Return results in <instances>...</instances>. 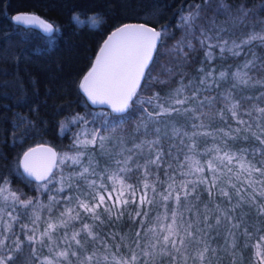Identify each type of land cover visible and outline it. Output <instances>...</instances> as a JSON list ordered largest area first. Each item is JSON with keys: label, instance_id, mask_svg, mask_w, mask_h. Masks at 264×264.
<instances>
[{"label": "trees", "instance_id": "1", "mask_svg": "<svg viewBox=\"0 0 264 264\" xmlns=\"http://www.w3.org/2000/svg\"><path fill=\"white\" fill-rule=\"evenodd\" d=\"M221 2L228 6L232 12L231 17L220 11ZM197 5L200 6V16L190 26L184 18L189 12L195 11ZM241 8L248 10V15L242 20L238 18V10ZM20 12L38 14L50 21L58 31L52 33L49 38V35L42 34L35 27L13 22L12 15ZM77 14H80L81 19L99 14L103 22L95 29L77 27L72 19ZM128 21L146 22L160 31H166L167 35L162 36L154 54V57H158V63L152 70L153 77L158 76L166 83L145 86L142 81L138 97H133L128 112L123 114L125 122L119 125L115 132L105 133L103 125L118 120L121 114L113 113L107 105L93 104L80 90L79 83L91 66L106 34L117 25ZM221 28L225 30L220 31ZM252 33L264 34V0H208L207 4L205 0H0V186L15 192L21 200H32L34 204L45 206L49 205V199L53 197L56 200H63L67 196H74L86 200L83 194L90 190L83 180L75 178V174L81 171V164L84 167L88 166L90 158L98 165L95 168L97 173H102L104 169L111 173L117 169L115 161H122L128 155H132L127 151L121 153V148L130 149L142 140L156 139V128L161 131L160 144L155 147L157 151L162 150L164 153L160 167L153 165L148 169L147 182L150 185L155 184L157 191V195L153 197L151 188L147 190L148 196L155 201L153 204L140 206L130 203L126 208L120 206L123 215L121 216L114 208L115 215L111 218L103 208H100L97 211L100 219L104 221L103 224L98 221L94 223L92 217L87 216L82 222H74L67 229L58 230L53 234V239L57 241L59 247L53 252L49 251L47 241L44 245L30 246L25 241L23 233H20V239L25 242L18 252L13 253L14 264H44L45 258H51L55 251H62L66 247L62 242L65 231L71 236L84 223L92 226L97 238L93 240L81 232L78 239L81 240L84 249L78 250L73 244L72 250H77L81 259L95 253L91 264L117 262L124 264V261L131 260L133 254L140 256L142 251L150 250L145 247L149 242L155 243L151 233L145 235V231L141 230L138 222L141 218L135 216L136 212L138 210L148 212V216L144 218V229L152 227L155 218L165 211L159 193L167 194L165 190L168 184L172 183L169 177L175 175L177 184L181 180L197 178L198 174L187 177L179 174L189 171L186 156L194 157L201 164H206L216 155L235 153L236 157L243 155L245 163L259 166L257 162L264 160V145L252 136V132L261 134L256 125L259 123L264 126V118L257 119L259 114L253 106L264 107L262 96L264 85L249 87L237 84L232 75L238 71H246L253 83L258 80L264 81V42L257 39L250 44H241V41ZM201 41H205L204 44H201ZM225 41L227 45L222 52L221 46ZM233 42L240 45L238 49L233 48L238 55H233L227 50L232 47ZM178 43L183 46V53H187L186 60L179 50L172 51ZM189 44L191 48L187 46ZM209 52L210 57L206 56ZM248 61L253 63L248 69H244L243 65ZM162 66L173 69L176 74L169 78L162 72ZM208 71L213 74V78L207 81L211 87L201 84V79ZM221 72L227 74L223 80L219 79ZM181 82L186 87L176 98L189 97L182 107L194 109L195 113L189 111L186 114L181 112L161 116L159 121L149 123L147 132L144 129L136 132V126L141 119L146 120L141 107L154 114L153 108L148 104L141 106L137 102L138 98H152L155 94L167 98L168 93L178 88ZM193 93L196 99H192ZM228 94L232 98L230 102L225 100ZM205 97L212 98V103L204 102L202 106L197 103V100L204 101ZM244 97L250 99H243ZM156 102L164 103V100ZM230 103L240 105L237 109V119H242L247 124L240 125L232 118L231 112L227 110ZM167 106L165 103V107ZM222 111L224 119L219 115ZM249 111L250 116L247 115ZM77 116L83 120H74L73 118ZM20 117H23V123H20ZM29 121L31 123H28ZM193 124L198 127L193 128ZM249 124L252 125L251 129L245 131ZM173 127L181 130L179 136L172 135ZM236 128L241 129L239 133L235 132ZM97 129L103 135L112 136V139L105 143L103 150L99 143L88 145L87 148L76 145L77 138L91 140V132ZM184 132H187L191 139L189 136H183ZM194 132H209L213 135L193 136ZM225 132L230 133V136H225ZM231 136H235L236 139H231ZM245 136L248 138L244 139ZM121 137L125 138L123 145L120 143ZM37 143L50 144L57 150L56 168L47 179L51 181L50 183L33 182L26 178L19 168L22 152ZM193 143L195 149L189 151L188 145ZM216 148L220 150L219 153L215 151ZM209 149L212 151H207ZM78 151L84 153L81 164H74L69 160L68 164L61 166L60 155L74 156ZM154 155L149 154L145 147L144 153L134 155L129 165L132 171L124 178L125 184L133 186L139 184V194H142L140 189L143 188L145 180L144 169L137 170L135 164L143 165L145 159L154 158ZM215 163L222 171H227L218 161ZM229 167L232 168V173L239 172V161L234 160ZM232 173L220 177L211 199L203 185H200L193 197H190L194 205L193 212L201 213V221L205 205L211 210L209 223L215 225V218L220 215L215 211L216 205L228 211L232 219L229 221L221 217L220 224L208 232L203 243L194 242L190 245L187 250L188 264H194L192 256L203 249L204 243H207L210 249L216 250L214 255L211 250L209 251L205 264H208V260H211V264H259L255 245L259 244L264 250V241L260 239L264 237V213L260 212L257 205H264V199L258 197L255 204L240 201L230 183H235L238 188L243 184L246 191L242 190L241 195L247 200L248 193L252 192L246 184L249 177L246 172L241 173L242 180L237 181ZM204 175L211 179L207 167ZM157 176L163 184L157 182ZM62 179L66 181L63 185L64 191L57 193L56 189L62 187ZM88 179L93 177L90 176ZM251 179L259 180L261 177L253 175ZM100 182L97 180V183ZM104 182L108 183L106 180ZM68 184L74 187L69 189ZM77 188L79 192L76 191ZM117 188L119 189V186ZM220 188L229 192L232 197L230 201L218 194ZM108 190L111 191V187ZM195 195L200 196L199 201L195 200ZM238 203L239 207L233 208ZM75 204L76 199H73L70 204L60 203L52 206L51 219L55 222L65 208L74 207ZM184 204L182 199L180 211H185ZM173 207L174 202L169 201L167 204L169 213ZM32 211L31 207L23 209L17 206L14 214L26 213L20 216V220L28 224ZM39 214L42 221L49 217L47 208L40 209ZM188 215L189 213L185 212V216ZM235 224H239V227L232 226ZM203 226L202 222L200 227ZM44 227L45 223H40L39 231H43ZM138 230L141 231L139 247L136 237ZM16 231L19 233L18 227ZM104 257L108 259L104 260ZM71 260L72 264H77L75 257H71ZM155 264H170V260L168 257H156Z\"/></svg>", "mask_w": 264, "mask_h": 264}, {"label": "snow or ice", "instance_id": "2", "mask_svg": "<svg viewBox=\"0 0 264 264\" xmlns=\"http://www.w3.org/2000/svg\"><path fill=\"white\" fill-rule=\"evenodd\" d=\"M205 3H208V0H205ZM200 6H196V10L189 12L188 16L185 17V22L191 24L195 23L196 19L200 16ZM220 11L229 17L232 16V12L227 5L221 2ZM239 11V19H243L248 15V10L241 8ZM16 22H22L24 24H35L38 25L45 33L51 34L58 31V28L54 27L52 23H49L45 20H42L36 15L30 14H17L13 17ZM73 21L77 27H89L91 29L97 28L102 22L103 19L99 14L86 16L85 19H81L80 14L73 16ZM225 29L221 28L220 31ZM166 31H157L156 28L148 27L145 24H124L120 27H117L114 32L107 38L103 46L99 49V54L95 58V62L92 64L90 70L82 77L79 88L83 93L87 95L89 100L93 104H107L111 106V111L113 113L121 114L118 120H114L111 124L103 125V131L105 133H113L116 131V128L125 122V116L130 107V102L133 100V97H138V89L141 88V82L144 81L145 86H151L152 83L164 84L166 81L160 80L159 77L152 76V70L156 63H158V57H154V53L157 51V43L161 41L162 36H166ZM206 39L208 37L205 34ZM261 40L264 42V34L252 33L245 40L241 41V44H250L253 40ZM205 41H201V44H204ZM227 42H224V45L221 46V51L225 50ZM189 48L192 46L187 45ZM212 47V45H209ZM240 45L233 42L232 47L227 48L229 52H232L233 55H238V52H234L233 48L238 49ZM179 50V53L183 55L184 59H187V53H183V46L178 43L176 48L172 51L175 52ZM206 56H211V52L207 53ZM252 61H248L243 65L244 69H248L252 65ZM162 72L166 73L169 78L174 76L176 73L171 68H166L162 66ZM233 78L237 81V84H243L249 87H255L256 85H264V81L258 80L254 83L251 80V77L248 76L246 71H238L233 73ZM227 77V74L221 72L219 74V79L223 80ZM209 78H213L211 71L205 73L203 79H201L202 85H211L207 84ZM191 83V82H190ZM185 85L181 82L180 86L176 88L173 92L168 93L167 98L160 97L159 94H155L152 98L139 99L137 102L142 106L144 104L150 105L153 110V113L147 112V109L141 107V111L144 112L145 119L137 124L135 131L139 132L141 129H144L147 132L149 123L159 121L161 116L171 115L172 113H188L192 111L195 113L194 109L183 108L182 106L189 100V97L184 96L183 99H178L180 94L184 92ZM235 87V85H234ZM200 91V89H197ZM264 96V94H262ZM192 99H196L195 93H193ZM243 99H250L244 97ZM164 100V103H157L156 101ZM226 101H231V95L228 94L225 96ZM204 102L209 104L212 103V98L205 97L204 101L197 100V103L201 106ZM167 103V107H165ZM240 105L238 103H230L228 111L231 112L232 118L237 120V123L240 125L247 124L246 121L242 119H237V109ZM255 111L259 114L257 119L264 118V107H256ZM159 109V111H156ZM221 119H224V112L219 113ZM251 115V111L247 113ZM198 118V117H197ZM20 123L24 122L23 117H20ZM74 120H83L82 117H74ZM28 123H31L29 121ZM85 123H87L85 121ZM18 126V125H17ZM203 125H200L202 127ZM193 128L198 127L193 124ZM252 125H248L245 131H249ZM260 129V135L252 132V136L259 141L261 145H264V126H261L259 123L256 125ZM240 128H236L235 132L239 133ZM160 129L156 128L155 132L157 134L156 139L154 140H142L139 144H134L133 148L125 149L121 148V153L127 151L132 153L128 155L124 160L115 161L117 169L109 173L108 169H104L102 173H97L95 168L98 165H95L94 161L90 158L87 167H84L81 164V159L84 156L83 152H77L74 156H69L65 154L60 157L59 162L63 164L66 160H71L74 164H81V171L75 174V178L81 179L84 181L88 189V193H84L86 200H80L78 197L67 196L63 200H56L54 197L49 199V205L34 204L32 200H21L20 197L15 193L10 191L5 186H0V264H14V252H18L22 244L27 241L30 246L36 244L44 245L45 241L48 242L49 251L53 252L54 249L59 247V244L56 240L53 239V234L58 230L67 229L69 226L73 225L74 222H82L84 217L90 216L93 219V222L104 223L100 219L98 214V209L103 208L105 213L109 214L111 218L115 213L113 209L115 208L117 212H120V206L125 208L131 204H139L140 206L151 205L155 201L153 198L148 196V189L151 188L153 197L157 195L155 184H149L147 182V177L149 175L148 169L155 165L157 168L160 167V161L163 159V151H157L155 146L160 144ZM223 132V130L221 129ZM181 130L173 127L172 135L179 136ZM166 135V134H165ZM193 136L197 135H213V133L204 132L192 134ZM225 136H230V133L225 132ZM183 136H189L187 132L183 133ZM91 140L84 139L80 140L77 138L76 145H81L87 148L88 145H96L99 143V147L103 150L105 143L112 139V136L101 134L100 130L97 129L91 132ZM231 139H236L235 136H231ZM248 137L245 136L244 139ZM189 139L191 137L189 136ZM125 138H120V143L123 145ZM183 144V139H181ZM145 147L149 154L154 153V158L145 159L143 165L136 163L135 167L137 170L144 169L143 176L145 178L143 182V188L140 189L142 194L138 193L139 184L133 186L131 184H125V177L132 171V168L129 165L133 161V156L137 153L143 154ZM189 151L195 149V143L188 145ZM207 151H212L211 149ZM215 151L219 153V149L216 148ZM245 150H242V152ZM38 153H47L49 166L45 169V172H51V164L56 161L57 154L51 148L37 147L30 148L23 154L22 167L24 173L28 176L35 177L39 181H47V176L45 174H40L39 169L41 167L40 162L37 161L36 155ZM169 155L171 151L169 150ZM255 155V153H253ZM185 160L188 162L189 171L179 173L182 176H190L193 174H198L195 180H181L178 184L176 183L175 175L169 177L172 183L168 184L167 189L165 190L167 194L159 193L161 200L164 202L165 211L162 215H158L155 218V222L152 227L144 229V218L148 216V212L137 211L135 216L139 219V224L141 225V230L147 233H151L155 243L149 242L145 247L146 249L141 252L140 256L133 254L130 261H124V264H155L156 257H168L170 264H188L189 256L187 255V250L192 243H203L207 236L208 232L216 225H219L221 222V217L231 221L232 217L228 215V211L221 209L219 205H216L215 211L220 213L219 216L215 218V225L209 223V214L210 209L205 205L203 212V221H201V213L199 211L193 212L194 205L190 200V197L197 192L200 185L205 186V190L208 192L210 199L213 197V189L216 188L217 182L221 176L226 175L227 173H232V168L229 165H232L234 160L239 161V172L232 173L237 181L242 180L241 173H247L249 179H247L246 184L248 188L252 189L251 193H248V199L245 200V197L241 195V191L245 190L243 184L241 187H237L235 183H230V187L233 189L236 196L239 197V200L245 203L255 204L257 198L264 199V160L258 161V165L245 163L244 156L236 157V154L233 153L229 155L225 153L223 156L216 155L211 160H208L206 164H201L199 160H196L194 157L186 156ZM219 162L220 165H223L227 170L222 171L221 168L217 167L215 162ZM205 167H207L208 172L211 174V179L209 180L204 175ZM171 168V165H169ZM167 173V169L165 170ZM253 175L261 177L259 180L251 179ZM93 177V179H88V177ZM157 182L163 184V181H159L157 176ZM97 180L101 181L97 183ZM107 181L106 184L104 181ZM231 180V177L229 178ZM6 183V182H5ZM65 180H61L62 187L56 189L57 193L64 191ZM69 189H72L74 185L68 184ZM119 186V189L117 188ZM257 186L259 188L257 189ZM111 187V191H109ZM79 192V189H76ZM218 194L223 198L232 199L229 192L224 189H218ZM73 199H76V204L74 207L65 208L63 212L60 213L57 220L54 222L51 219L52 206L60 203L70 204ZM185 202L184 209L185 211H180L181 200ZM195 200L199 201L200 196L195 195ZM91 201V204H89ZM169 201L174 202V207L171 210V213L167 210V204ZM17 206L28 209L31 207L33 209L31 216L29 217V223L24 224L20 220L21 215H26V213H16ZM239 207V203L234 205L233 208ZM261 213H264V205H257ZM42 208H47L49 217L46 221H42V218L39 214V210ZM185 212H188L189 215L186 217ZM83 214V215H82ZM120 215H123V212H120ZM119 219V217H117ZM44 222L45 227L43 231H39L40 223ZM203 222V227H200ZM233 227L238 228L239 224L232 225ZM19 228V233L16 231V228ZM81 232L85 233L87 237L95 240L97 237L93 233L92 226L84 223L82 227L74 231L71 236H68L67 231H65L62 238V242L66 245L64 250L55 251L51 258H45L44 264H72L71 257H75L77 264H91V261L95 258V253L92 255H86L81 259L77 250H72V245L75 244L76 249L83 250L84 245L81 243V240L78 239ZM20 233H23L25 241L20 239ZM30 233V234H29ZM141 231L136 232L137 237V247L140 246L139 238ZM231 235V233H230ZM264 241V237L260 238ZM227 240V238H226ZM162 245V247H161ZM234 247V242L232 244ZM247 246V245H246ZM257 252L256 257L259 261V264H264V250L261 249L259 244L255 245ZM159 249V250H158ZM215 254V249H210L207 243H204V247L201 251L192 256L194 264H205V261L208 259L207 254L209 251ZM34 251V248H33ZM143 257V259H141ZM107 260V257L103 258ZM119 264V262H117ZM208 264H211V260H208Z\"/></svg>", "mask_w": 264, "mask_h": 264}, {"label": "water", "instance_id": "3", "mask_svg": "<svg viewBox=\"0 0 264 264\" xmlns=\"http://www.w3.org/2000/svg\"><path fill=\"white\" fill-rule=\"evenodd\" d=\"M17 14H30V15H36V16L40 17L42 20H45V21L51 23L50 21L44 19L43 17H41V16L38 15V14L29 13V12H20V13H16V14H13L12 17H11V20H12L13 22H15V23H19V24H22V25L35 27V28H37L42 34L47 35V36L49 35V34L45 33V32H44V31H43L38 25H35V24L29 25V24H24V23H22V22H16V21L13 19V17H14L15 15H17ZM124 24H145V25L148 26V27L156 28L155 26L150 25V24H148V23H146V22H142V21H128V22H124V23H122V24H119V25H117L115 28H113L110 32H108V33L106 34V36L104 37L103 41L101 42V44H100V46H99V48H98V50H97L96 56L99 54V49L103 46L104 42H105V41L107 40V38L111 35V33L114 32V31L116 30L117 27H120V26H122V25H124ZM156 29H157V31H160L158 28H156ZM159 43H160V42L157 43V47H158ZM154 54H155V53H154ZM96 56H95V58H96ZM95 58H94L92 64L95 62ZM92 64H91V66H92ZM91 66L87 69V71L83 74V76H84V75L90 70ZM83 76H82V77H83ZM81 79H82V78H81ZM101 105H107V104H101ZM107 106H109V107L111 108L110 105H107ZM41 146L44 147V148H51V149L57 154V150H56L52 145L47 144V143H37V144L31 145V146H29L28 148H26V149L22 152V154H21V156H20V159H19V168H20L21 173H22L26 178H28L29 180H31V181H33V182H43V181L36 180L35 177L28 176L26 173H24V171H23V167H22V163H21V162H22V160H23V154H24V152H26V151H27L28 149H30V148H37V147H41ZM36 159H37V161L40 162V164H41V167H40V169H39V173H40V174H45V175L47 176V179H48V178L52 175V173L54 172V170H55V168H56L57 158H56V161H55L53 164H51V172H45V169L49 166V162H48V154H47V153H38V154L36 155Z\"/></svg>", "mask_w": 264, "mask_h": 264}, {"label": "rangeland", "instance_id": "4", "mask_svg": "<svg viewBox=\"0 0 264 264\" xmlns=\"http://www.w3.org/2000/svg\"><path fill=\"white\" fill-rule=\"evenodd\" d=\"M65 154H62V155H60L59 156V158L60 157H62V156H64ZM68 155V154H67ZM70 156V155H69ZM68 162H69V160H66L61 166H65L66 164H68ZM57 180V179H56ZM26 263H28V262H26Z\"/></svg>", "mask_w": 264, "mask_h": 264}]
</instances>
